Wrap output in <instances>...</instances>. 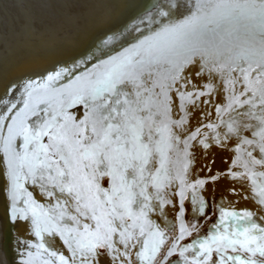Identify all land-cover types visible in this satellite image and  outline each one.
Masks as SVG:
<instances>
[{"label": "snow or ice", "instance_id": "obj_1", "mask_svg": "<svg viewBox=\"0 0 264 264\" xmlns=\"http://www.w3.org/2000/svg\"><path fill=\"white\" fill-rule=\"evenodd\" d=\"M88 7L0 90L5 259L264 264V0Z\"/></svg>", "mask_w": 264, "mask_h": 264}, {"label": "bare ground", "instance_id": "obj_2", "mask_svg": "<svg viewBox=\"0 0 264 264\" xmlns=\"http://www.w3.org/2000/svg\"><path fill=\"white\" fill-rule=\"evenodd\" d=\"M14 2L19 6L16 11H12L8 6L9 0H0V34L2 35L0 47L4 51L5 58L9 59L7 63L0 66V90H3V87L12 81L47 67L49 57L43 51V45L48 42L60 45L65 37L72 36L73 29L65 27V25L70 22L73 16H79L81 20L77 22V27L82 26L83 17L91 11L88 5L99 3L100 0H67L73 6L61 8L55 13L48 8L40 7L41 0H14ZM11 15L18 21L26 22L29 18L39 20L48 26L49 31L42 35L38 32L34 37V42L37 45H33V47L31 45L33 40L30 39L27 43V39L21 34L19 26H16L10 18ZM15 258L16 254L14 261Z\"/></svg>", "mask_w": 264, "mask_h": 264}, {"label": "water", "instance_id": "obj_3", "mask_svg": "<svg viewBox=\"0 0 264 264\" xmlns=\"http://www.w3.org/2000/svg\"><path fill=\"white\" fill-rule=\"evenodd\" d=\"M9 5L10 6V9L12 11H16L19 6L17 5V3L14 2V0H9ZM12 16V15H11ZM12 19V21L14 22V24H16V26H19V30L21 31V28L23 25L21 24H24L25 21H18L16 20V18L14 16L10 17ZM21 25V26H20ZM7 33V32H6ZM7 34H11V33H7ZM74 34V33H73ZM72 34V35H73ZM24 35V34H23ZM22 35V36H23ZM6 36V34H5ZM0 38H2V35L0 34ZM24 38L27 39V43H29V40L31 39V41L33 40V42L31 43V45L33 46H36V42H34V39L35 38H26V36L24 35ZM33 46V47H34ZM9 61V59L7 60L5 58V54H4V51L2 50V47H0V66L3 64V63H7ZM0 219H2V216H0ZM14 256H15V252L12 251V245L11 243H9L7 245V259H5V249L3 247H0V264H14Z\"/></svg>", "mask_w": 264, "mask_h": 264}, {"label": "rangeland", "instance_id": "obj_4", "mask_svg": "<svg viewBox=\"0 0 264 264\" xmlns=\"http://www.w3.org/2000/svg\"><path fill=\"white\" fill-rule=\"evenodd\" d=\"M223 165H222V162H221V160H220V157H219V155H217V157H216V167H222ZM219 196V191L217 192V197ZM215 219V218H214Z\"/></svg>", "mask_w": 264, "mask_h": 264}]
</instances>
